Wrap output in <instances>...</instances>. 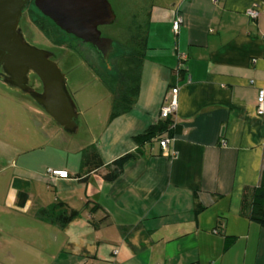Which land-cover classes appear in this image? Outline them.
<instances>
[{"label": "crops", "instance_id": "obj_1", "mask_svg": "<svg viewBox=\"0 0 264 264\" xmlns=\"http://www.w3.org/2000/svg\"><path fill=\"white\" fill-rule=\"evenodd\" d=\"M253 9L257 20L248 16ZM147 31L137 101L112 120L125 133L93 145L103 167L88 173L83 157L77 171L55 168L69 179L40 178L16 169L26 149L0 139V176L14 169L8 207L25 211L33 187L55 185L54 202L34 213L57 249L55 264H264V228L241 211L246 190L264 176V118L256 113L264 92V0H159ZM171 87L178 109L168 152L158 141L137 145L133 137L161 120ZM129 153L138 156L105 181ZM19 193L28 196L24 206ZM59 202L79 217L64 228L37 219ZM226 237L235 238L227 250Z\"/></svg>", "mask_w": 264, "mask_h": 264}, {"label": "rangeland", "instance_id": "obj_2", "mask_svg": "<svg viewBox=\"0 0 264 264\" xmlns=\"http://www.w3.org/2000/svg\"><path fill=\"white\" fill-rule=\"evenodd\" d=\"M108 1L116 15V22L102 27L100 31L117 45L110 63L113 68L109 72L121 81L122 74L133 68L123 56L129 53L127 48H135L131 43L132 38L144 35L143 24L159 0ZM32 7L31 11L23 14L20 27L27 42L54 53L53 60L66 77L67 88L79 113V129L75 135H68L29 96L21 95L0 82V139L26 149L27 154L16 160L17 170L34 172L40 178L47 176L48 179L49 171L58 170L55 168L66 167L77 171L78 161L85 152L94 150L96 142L105 143L115 138L121 130L118 129L119 124L111 120L112 92L77 54V43L70 37L58 34L53 28L56 31L53 40L48 39L36 26L35 19H39L40 13H37L34 5ZM157 10L155 8L154 12ZM133 75L135 78L134 71ZM30 81L33 88L40 89L36 78L31 76ZM121 133L118 135L120 139L125 132ZM6 170L0 176V264H55L52 258L56 256L57 249L50 241V234H45L46 226L36 222L34 217L37 208L54 202L58 193L55 185L47 181L33 187L30 208L13 212L8 207L6 193L12 188L14 169ZM47 251L49 256L46 255Z\"/></svg>", "mask_w": 264, "mask_h": 264}, {"label": "water", "instance_id": "obj_3", "mask_svg": "<svg viewBox=\"0 0 264 264\" xmlns=\"http://www.w3.org/2000/svg\"><path fill=\"white\" fill-rule=\"evenodd\" d=\"M31 0H0V69L4 83L29 96L68 135L78 132L79 113L55 55L27 42L20 22ZM35 8L62 32L91 44L108 61L115 47L102 38L100 27L111 26L116 15L108 0H35ZM35 76L42 91L29 84Z\"/></svg>", "mask_w": 264, "mask_h": 264}, {"label": "trees", "instance_id": "obj_4", "mask_svg": "<svg viewBox=\"0 0 264 264\" xmlns=\"http://www.w3.org/2000/svg\"><path fill=\"white\" fill-rule=\"evenodd\" d=\"M37 13L39 14L38 11ZM39 16V19H35L36 26L41 29L48 39H52L53 33L56 32L54 31L55 29L58 31V34L72 38L71 35H68L57 28L53 22L43 18L40 14ZM148 26L149 17L143 24V28L145 29L144 35H137L133 37L134 39L132 38L131 43L135 48H127L129 53H125L123 56V59L128 60L133 68L122 74L123 78L121 81L117 79L116 75L110 74V69L105 65L104 62H102V66H100V68L95 71L97 76L102 79L114 96L111 120L128 114L133 109L134 104L137 101L140 90L144 51L147 46ZM52 28L54 30H52ZM136 28L138 27L136 26ZM54 41L57 42V40ZM132 70L134 71L135 78ZM118 83H121V85L118 86ZM174 124L175 121L173 118L161 120L157 124L149 127L143 134L133 137V141L139 146H144L146 144H151L154 141H158L160 144L163 136H168L170 139H173V131L175 130ZM137 156V153H129L114 161L111 165L112 169H110L109 173L104 176V180L108 182L115 181L122 174L125 165L128 162L135 160ZM83 157L84 161L82 162V166L86 167L88 173L99 170L101 167H103V162L96 150L85 152ZM246 191L247 193L245 192L243 198L241 210L242 215H247L252 222H255L264 228V176L259 187L250 191ZM26 198H28V196L26 197V194L19 193L20 206H24ZM248 204H250L251 207L249 211L247 210ZM36 217L40 221L64 228L71 221L79 217V212L75 210H69V208H67L64 203L59 202L57 204H52L47 208L40 209L36 213ZM234 242L235 238L226 237L225 249L227 250L230 248Z\"/></svg>", "mask_w": 264, "mask_h": 264}, {"label": "built area", "instance_id": "obj_5", "mask_svg": "<svg viewBox=\"0 0 264 264\" xmlns=\"http://www.w3.org/2000/svg\"><path fill=\"white\" fill-rule=\"evenodd\" d=\"M260 11L258 9H253L248 11V16L253 19L257 20L259 18ZM181 19H176L173 23V30L174 32H178L181 24ZM183 57L180 58V69L184 68L183 64ZM178 109V88L171 87L169 93L166 95L164 103L160 109V119L167 120L173 118ZM256 113L257 116L264 118V92L261 91L257 97V106H256ZM175 126V124H174ZM171 143V139L168 136H163L162 140L160 141V146L162 150L167 153L169 149V145ZM50 176L56 179H69L70 175L66 170H52L49 171Z\"/></svg>", "mask_w": 264, "mask_h": 264}, {"label": "flooded vegetation", "instance_id": "obj_6", "mask_svg": "<svg viewBox=\"0 0 264 264\" xmlns=\"http://www.w3.org/2000/svg\"><path fill=\"white\" fill-rule=\"evenodd\" d=\"M34 1L35 0H31L30 1V3H29V5H28V7L25 9V11H24V13L26 12V11H31L32 10V5H34ZM35 7V6H34ZM36 9V8H35ZM37 10V9H36ZM39 12V11H38ZM23 13V14H24ZM40 13V12H39ZM40 15H42L41 13H40ZM42 17L43 18H45V19H48V18H46V17H44L43 15H42ZM48 21H50L49 19H48ZM102 27H100L99 28V30L101 29ZM101 37L102 38H109V37H105L104 35H103V33L101 32ZM72 38H73V40L77 43V45H76V47H75V50H76V52H77V54L81 57V58H83L86 62H87V64H88V66L92 69V71L93 72H95V71H97L98 70V68H100V66H102V62H104L105 63V65L111 70V68H113L111 65H110V63H111V60H112V57L116 54V48H117V45H115V42L113 41V45H114V47H115V50H114V52L113 53H111L110 54V56H109V59H108V61L106 62V61H104V59H103V57H102V55L97 51V49H95L91 44H88V43H84L83 41H81L80 39H77V38H75V37H73L72 36ZM110 39V38H109ZM27 40V39H26ZM46 50V49H45ZM96 73V72H95ZM31 76H33V75H31ZM30 76V77H31ZM33 78H36L35 76H33ZM37 79V78H36ZM38 80V79H37ZM0 82L1 83H3V84H5L4 83V79H3V77L1 76V69H0ZM38 82H39V80H38ZM29 84H30V86H31V81L29 82ZM39 84H40V89L39 90H36L35 88H33L32 86V88L35 90V91H37V92H41L42 91V86H41V83L39 82ZM6 85V84H5ZM12 89V88H11ZM14 90V89H13ZM15 91H17L18 93H20L21 95H24V94H22L21 92H19L18 90H15Z\"/></svg>", "mask_w": 264, "mask_h": 264}]
</instances>
